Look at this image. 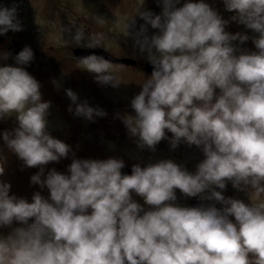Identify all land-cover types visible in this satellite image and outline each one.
<instances>
[{
    "label": "clouds",
    "instance_id": "1",
    "mask_svg": "<svg viewBox=\"0 0 264 264\" xmlns=\"http://www.w3.org/2000/svg\"><path fill=\"white\" fill-rule=\"evenodd\" d=\"M222 2L230 19L206 0H157L162 11L140 10L134 17L144 23L134 33V17L128 21L152 71L131 100L135 114L119 118L142 150L155 151L164 140L172 150L181 143L200 149L204 159L194 172L161 159L134 164L129 175L123 159L76 158L48 130L51 102L26 70L33 49L25 46L14 64L0 51V121L14 117L16 125L0 138L25 167L39 169L30 182L49 193L37 191L29 201L0 180V229H10L0 231V264H264V0ZM19 7L0 4V36L24 30ZM231 22L256 35L227 31ZM148 26L157 30L151 36ZM68 31L77 46H101L99 34ZM250 38L256 51L240 50L236 42ZM80 62L99 84L120 85L104 56ZM66 95L77 117L107 115L79 102L72 89ZM70 153L66 172L47 170ZM229 183L248 191L251 203L226 197ZM177 190L215 203L182 205Z\"/></svg>",
    "mask_w": 264,
    "mask_h": 264
},
{
    "label": "rangeland",
    "instance_id": "2",
    "mask_svg": "<svg viewBox=\"0 0 264 264\" xmlns=\"http://www.w3.org/2000/svg\"><path fill=\"white\" fill-rule=\"evenodd\" d=\"M7 1L0 0V4L8 5ZM206 3L217 10L225 19H230L234 15V13L225 10L222 0H206ZM143 8L156 14L162 11L157 0H79L75 14L68 15L67 20L63 18L61 21L63 27L55 35V39H59V45L54 47L56 51L61 52L62 58L56 63L45 62L42 64L43 67H40V64L32 65L31 75L41 84L42 99L51 102L48 130L53 137L69 144L75 157L79 159L115 157L123 159L126 166L130 168L134 164L146 166L150 162L155 163L161 159H171L194 172L196 165L204 159L200 149L181 143L175 150H172L169 142L164 140L157 145L155 151L142 150L129 136L125 125L119 118L125 113L135 114L131 108V100L142 90L141 85L148 78L145 71L146 54L139 52L133 37L128 34V21ZM97 17H102L103 23H98ZM134 19L136 21L135 27L129 30L132 33L138 30L140 24L144 23L139 16L134 17ZM73 25L75 27H72ZM69 28L73 33L76 29H82L86 34H99L102 36L101 48L113 56L134 59L138 65L136 67L112 65L121 82L120 85L112 87L99 84L95 80V74L87 72L83 69L82 64L77 60L74 61L71 55L72 51L83 47L77 46L72 41ZM226 30L231 33H247L250 37L256 35L236 22H231ZM156 31L148 26L149 36ZM236 43L242 51H256L251 38L244 44ZM66 89H72L76 92L79 102L87 101L90 106L106 111L107 115L89 121L83 117H77L74 111L69 112V107L72 106L74 109L75 106L72 105L70 98L66 95ZM0 123H15V118L0 121ZM168 135L171 136V133ZM0 152L6 157V162L9 165L8 173L0 180L3 178L12 179L17 188H25L31 195L37 191H40L45 197L49 195L47 189H40L39 185H32L30 182V177L39 171L38 168L25 167L23 161L9 152L5 144H0ZM73 153H70L67 159H62L59 163H50L47 170L56 168L58 171L66 172L68 165L72 162ZM2 158L0 157V159ZM177 194L182 195L179 190H177ZM224 194L226 197L251 203L249 192L238 191L232 187L231 183L228 184ZM22 196L23 191L20 197ZM134 199L143 204L142 198L134 196ZM202 202L203 204L215 203L214 201ZM184 205L188 206L186 203ZM217 207H222V205L217 204ZM0 231L7 234L10 229H0Z\"/></svg>",
    "mask_w": 264,
    "mask_h": 264
},
{
    "label": "flooded vegetation",
    "instance_id": "3",
    "mask_svg": "<svg viewBox=\"0 0 264 264\" xmlns=\"http://www.w3.org/2000/svg\"><path fill=\"white\" fill-rule=\"evenodd\" d=\"M79 0H8L7 4L11 6L13 2L20 5L19 17L23 24V31L8 32L0 36V51H7L12 56L5 62L14 64V57L25 46H30L35 54V59L26 70L32 74V65L40 64L43 67L45 62H59L61 52L54 49L59 45V39H55L56 33L63 27L61 21L68 19V15L75 14ZM59 59V60H58ZM15 123H0V133L4 130H11ZM0 144H4L0 138ZM9 168L6 169V173ZM1 178V177H0ZM5 182L10 183L8 178H3ZM12 185V183H10ZM31 186V184H30ZM24 196L30 201V192L24 188ZM14 194V188L11 193ZM185 203V202H184Z\"/></svg>",
    "mask_w": 264,
    "mask_h": 264
},
{
    "label": "water",
    "instance_id": "4",
    "mask_svg": "<svg viewBox=\"0 0 264 264\" xmlns=\"http://www.w3.org/2000/svg\"><path fill=\"white\" fill-rule=\"evenodd\" d=\"M95 53L97 55H102L104 56L106 59H108L112 64H119V65H127V66H135L136 62L131 60V59H116L114 57H112L111 55H109L108 53H106L105 51H103L100 48H95L93 50H87V49H77L74 51V54L76 56V58L80 61V59L83 56L89 55ZM152 71V67L150 66V64L147 62L146 64V72L151 74ZM123 173H127V174H131V170L129 168H124L122 169ZM195 204L198 206L200 204L199 201L195 202Z\"/></svg>",
    "mask_w": 264,
    "mask_h": 264
},
{
    "label": "trees",
    "instance_id": "5",
    "mask_svg": "<svg viewBox=\"0 0 264 264\" xmlns=\"http://www.w3.org/2000/svg\"><path fill=\"white\" fill-rule=\"evenodd\" d=\"M55 65V64H54Z\"/></svg>",
    "mask_w": 264,
    "mask_h": 264
}]
</instances>
